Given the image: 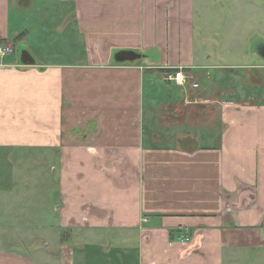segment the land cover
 <instances>
[{
  "label": "crops",
  "instance_id": "0c3cea01",
  "mask_svg": "<svg viewBox=\"0 0 264 264\" xmlns=\"http://www.w3.org/2000/svg\"><path fill=\"white\" fill-rule=\"evenodd\" d=\"M200 1L0 0V264H264V28L227 64Z\"/></svg>",
  "mask_w": 264,
  "mask_h": 264
},
{
  "label": "rangeland",
  "instance_id": "374dc122",
  "mask_svg": "<svg viewBox=\"0 0 264 264\" xmlns=\"http://www.w3.org/2000/svg\"><path fill=\"white\" fill-rule=\"evenodd\" d=\"M215 1H219V0H215ZM233 3H235L234 5L236 7V11L238 12L236 14L237 21H236L235 28L232 26V23L230 22L229 16L227 14L228 0H220L219 2H213L212 0H201L200 4L198 2V17L200 18L199 24L201 25V23H203L205 26L204 31H205L206 42L208 43V46L210 42L217 43L220 49L225 50L223 57L226 58V61L228 59L227 64H234L237 62L241 64L240 61H237V58L233 59V56L232 54H230V52L229 54H226V51H229L232 49L235 51H239V52H235V54H242V51L244 48L242 37L248 35V38L255 39L256 34L260 32L263 33L262 29L264 28V26L260 25L258 21H254L252 23L245 22L244 24L243 14L240 10L242 7L240 0H235L234 2H232V4ZM248 7L249 9L253 10L258 6L257 5L253 6L252 4H248L247 8ZM239 20H241V22H239ZM230 24H231V27H229ZM251 29H254V30L250 31ZM229 39H232V40L229 41ZM231 41H234L235 44L230 43ZM16 52L18 51L16 50ZM176 70L177 69H170V71L168 72H172ZM206 74L214 75L215 73L212 70L206 71L202 78L205 82L207 80ZM35 161L36 160L34 159V156L27 155L25 174L23 175L22 171L19 174H16V171H12V173L9 175V180L11 183L21 182V183L26 184V186L28 187V200H30L29 199L30 195L32 198L34 197L33 195H34L35 182L43 181L44 183H46V182H50V179H51V178H47L46 176L42 175L41 172H39L40 167H36L37 165ZM45 165L46 167L47 165L48 166L50 165V162L48 159L44 160L42 166H45ZM50 173L52 172L50 171Z\"/></svg>",
  "mask_w": 264,
  "mask_h": 264
},
{
  "label": "water",
  "instance_id": "95a60500",
  "mask_svg": "<svg viewBox=\"0 0 264 264\" xmlns=\"http://www.w3.org/2000/svg\"><path fill=\"white\" fill-rule=\"evenodd\" d=\"M18 54L22 65L32 66L36 64V60L26 49H21ZM143 57H146V55H142L135 51H121L115 55L114 61L118 63L135 62Z\"/></svg>",
  "mask_w": 264,
  "mask_h": 264
},
{
  "label": "built area",
  "instance_id": "2783aa9c",
  "mask_svg": "<svg viewBox=\"0 0 264 264\" xmlns=\"http://www.w3.org/2000/svg\"><path fill=\"white\" fill-rule=\"evenodd\" d=\"M13 52H14V47L12 44L0 45V55L1 56H6V55L11 54ZM164 79L166 81L175 82L178 85H181L182 87H186V85H187V83H186L187 80L185 78L182 67L178 68L176 71L167 72L164 76ZM192 86L194 88H197V87H199V84L193 83ZM189 240H190L189 238L183 239V241H186V242H188Z\"/></svg>",
  "mask_w": 264,
  "mask_h": 264
}]
</instances>
